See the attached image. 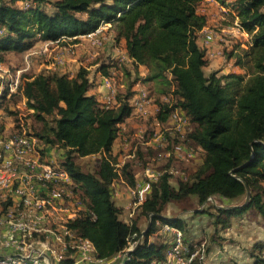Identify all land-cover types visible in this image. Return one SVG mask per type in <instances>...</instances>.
I'll return each instance as SVG.
<instances>
[{"label": "trees", "instance_id": "trees-1", "mask_svg": "<svg viewBox=\"0 0 264 264\" xmlns=\"http://www.w3.org/2000/svg\"><path fill=\"white\" fill-rule=\"evenodd\" d=\"M200 1L0 0V60L7 51L29 48L34 39L54 41L84 34L101 22L110 23L108 31L115 39H124L132 70H126L128 83L116 93L117 104L112 107H105L89 93L92 82L82 67L73 76L42 70L21 87L26 108L40 124L31 135L47 145L58 144L60 163L74 183L73 195L81 207L67 225L89 239L103 260L122 254L127 238L136 233L134 247L120 264L162 262L172 235L158 232L160 224L168 223L193 236L184 216L164 212L169 203L190 196H196L198 204L204 206L196 213L212 218V242L222 239L218 233L231 226L234 216L255 209L264 217V0H217L235 12L233 18L250 35L247 47H236L228 55L234 57L235 65L249 70L247 74L204 71L207 51L196 43L197 31L206 24V16L197 12ZM114 62L101 67V76L109 74ZM140 65L148 69L144 77L140 76ZM142 80H161L168 85L164 93L171 94L172 106L181 109L190 123L184 139L177 136L175 140L201 156L186 177L169 172L168 158L129 223L121 218L115 203L113 183L122 177L133 186L135 175L129 163L119 172L115 169L110 149L117 137V123L128 115V103ZM5 95L6 89L0 99ZM170 110L169 102H160L157 119L165 121ZM87 155L97 157L94 168L84 171L75 159ZM247 188L250 197L244 204ZM210 197L227 204L212 206L208 204ZM149 214V228L145 230L147 221L140 228V221L149 219ZM199 234L194 240H184L192 244L199 241ZM252 250L258 252L253 254L256 263L264 264V242L254 243ZM71 261L67 258L63 263ZM201 264H205L204 259Z\"/></svg>", "mask_w": 264, "mask_h": 264}, {"label": "built area", "instance_id": "built-area-1", "mask_svg": "<svg viewBox=\"0 0 264 264\" xmlns=\"http://www.w3.org/2000/svg\"><path fill=\"white\" fill-rule=\"evenodd\" d=\"M234 24L238 32L250 37L236 20ZM106 25L109 27L110 23L101 22L97 28L84 34L65 35L54 41H45L42 47L46 49L49 44L59 43L64 39L84 38L98 42L97 36L108 28ZM2 33L3 28H0V34ZM212 37L211 30L204 31L203 44L208 45ZM29 54L24 56L26 65H29ZM114 69L112 67L108 75L101 76V84L106 90L102 100L105 107L117 104L116 93L123 87L114 82ZM4 89L7 95L16 92L18 78L12 79L9 75L0 73V96ZM18 90L21 92V88ZM164 102H169L171 107L168 118L158 122V129L146 134L139 130L135 140L141 145H152L159 151L156 157L148 155L144 158L150 160L153 157L163 161L169 158V172L183 173L181 164L189 162L195 154L175 138L181 137L190 129L189 119L181 109L172 106L171 99L165 98ZM150 103L149 93L138 83L137 92L128 103V115L117 123V134L132 115L147 117ZM44 143L28 134L24 128L6 139H0V264H64L63 260L71 258L68 252L72 251L77 252L78 258L72 259L70 264H117L118 259L120 264L123 255L134 247L136 241L133 238L136 233L130 234L123 253L118 257L110 260L97 257L93 243L75 234L67 225L77 215L81 205L74 198V183L67 169L60 161L43 158L41 144ZM133 151H136V147ZM133 156L134 153L131 157ZM148 164L149 162L144 166V177L129 186V223L162 171V166L153 168ZM114 165L119 172L122 166L118 163ZM158 232H170L172 239L164 260L154 264H201L204 259L202 242L187 243L184 232L168 223L160 224ZM142 234L143 230L140 237Z\"/></svg>", "mask_w": 264, "mask_h": 264}, {"label": "rangeland", "instance_id": "rangeland-1", "mask_svg": "<svg viewBox=\"0 0 264 264\" xmlns=\"http://www.w3.org/2000/svg\"><path fill=\"white\" fill-rule=\"evenodd\" d=\"M198 9H204V5H202L200 2L197 4ZM47 10H50V6L47 5ZM233 10L229 11H223V9L220 7V5L216 4L213 5V9L209 10V25L207 26L209 30L212 31L213 37L211 39V43L209 45H206L202 43V46L204 50H208L211 48V44L215 43L218 45V54L215 55V57L218 59L217 62L211 64L208 69H206V73H209V70H217L219 74H221L220 70H239V72L242 73H249V70L240 68L239 66L234 64V57L228 56L233 49L236 47L238 50H240V44L241 42L246 41L244 37H242L239 32L235 28V19L233 18ZM212 20V21H211ZM211 22V23H210ZM108 27V25H106ZM203 34L201 33L200 37ZM203 37V36H202ZM201 37V38H202ZM97 41H91L88 39H80L75 45L70 44L71 48H69V45H60L59 47H47L46 49L41 46H37L27 53L29 54V65H26L25 63V55L22 52L19 51H7L3 53V59L0 60L1 69L0 73L1 75L7 74L12 79L15 77L18 78V89H20L25 82V78H28L39 71H59L63 72V67L66 65L67 59H73L78 57L79 59H82V63L79 65V67H76V71L79 70V68H85L83 67L86 63H96V65L93 66L91 69V78L92 82L96 83L99 82V79L101 81V74L103 73L102 66L110 67V62L115 60L117 62L115 64V76H114V82L121 87L118 91H121L125 85L128 83V75L125 76V72L127 70V64L125 58H122V55L124 54L122 51V44L120 41L115 39L111 32L106 31L102 32L97 36ZM220 44V45H219ZM86 55V56H85ZM63 57L64 59L63 61ZM81 57V58H80ZM88 58V59H87ZM77 60V61H78ZM208 63H211L212 59H207ZM70 62H72L70 60ZM114 62V63H115ZM48 65V67L45 66ZM39 68V69H38ZM38 69V70H37ZM111 70V69H110ZM75 70L67 71L69 74L76 72ZM209 71V72H208ZM152 82V81H151ZM6 83V82H4ZM155 87L149 89L147 86L142 84V82H139V86L142 88H145L147 92L149 93L150 97L153 98L152 101L158 103L160 101V97L162 94H165L164 92L168 90V85H166L163 81L157 80V84H154ZM16 89V92L10 96L9 98L3 97V99L0 100V106L2 107V113L1 116H8L11 121L14 122L13 127L10 132H16L21 129H25V131L28 134H32V132L35 130V128H39V125L31 116V113L28 111H25V109L20 107H16V104H19L21 101V93L20 91ZM117 91V92H118ZM151 101V102H152ZM4 120V119H1ZM131 120H133V124L138 126L134 131L133 129H130L131 132L135 133L140 131H143L145 134L149 131L154 130L155 127H157L156 122L153 123L155 120L152 115L147 116L146 118L143 116L138 115H132ZM23 126H22V125ZM139 131V132H140ZM130 132V133H131ZM185 134V133H184ZM184 134L181 135V138L184 139ZM186 148L191 149L188 147V145L184 144ZM59 148V147H58ZM153 150V149H152ZM192 150V149H191ZM194 151V158H192L189 162H183L181 164V170L183 172V176L186 177L188 174L192 173L193 170L198 165V159L200 158L201 154L199 151ZM165 152V151H164ZM159 151H151L148 153V151H142L140 156L138 155L139 166H145L144 161L148 160L147 158H143L146 154L157 156ZM143 157H142V156ZM59 159V158H58ZM60 161V160H59ZM76 163L79 164L80 168L84 171H89L94 168L95 162L94 159L91 157H77L75 159ZM150 160L148 166L151 165ZM165 161L161 164L163 166ZM155 165V164H154ZM142 166V168H144ZM147 166V165H146ZM160 166V165H159ZM161 168V167H160ZM180 173V172H179ZM178 181V178H175ZM210 205L212 206H219V205H226L227 201L220 200L218 198H213L209 201ZM119 207V206H118ZM203 205H199L197 202L196 196H190L189 198L178 201V202H171L169 203L165 208V214L167 216H179V215H187V217L196 216L197 221L194 224L195 228L198 229L199 225L201 224L200 219L207 220L210 218V215L207 213H196L197 210L203 209ZM120 210H122V207H119ZM195 210V211H194ZM211 211H214V208L210 209ZM202 214L200 217L199 215ZM246 222L249 223L255 222L256 225L259 227L261 234L258 236H264V218L258 214V212L255 209H250L247 213ZM148 221L147 219H142L140 221V228L145 227V223ZM209 221V220H208ZM257 221V222H256ZM209 227H211L210 222L206 224L205 228L207 231L202 230L200 234L198 235L199 241L203 243L204 248V261L205 263L208 262V264H254V256L253 254H258V252H255L252 250L251 247H244L241 246L240 243L243 244L240 240H236L237 236L235 233H233L230 237H224L220 240V242H215L214 244L210 241V234ZM204 228V229H205ZM190 232H192V229H190ZM197 232V231H196ZM191 234V233H187ZM153 238L155 235L152 236ZM157 237V236H156ZM257 237V236H256ZM158 238H162L161 235H159ZM236 240V241H235ZM236 242L237 244H234ZM245 244V243H244ZM238 246V247H236ZM249 246V245H248ZM241 247H243V250H241ZM207 248V251H206ZM259 256V255H258Z\"/></svg>", "mask_w": 264, "mask_h": 264}, {"label": "crops", "instance_id": "crops-1", "mask_svg": "<svg viewBox=\"0 0 264 264\" xmlns=\"http://www.w3.org/2000/svg\"><path fill=\"white\" fill-rule=\"evenodd\" d=\"M200 3L202 5H204L205 8L204 9L202 8V9L199 10L198 7H197V12L200 13V14L206 15V16H209V13H210L209 10L213 9V5H216V4L217 5L219 4L220 7L223 9V11H229L230 10L229 7H226V6L222 5L220 3V1H217V0H201ZM232 13H233V15H235V12L234 11H232ZM235 20H236V17H235ZM208 25H209V17H206V24H205V26H203L202 29L199 30V31H197V33H196V35H197L196 43L200 47L202 46V42H203V37H202L203 35L201 36L202 38L200 37V35H201V33L204 34V31L209 30L208 27H207ZM108 30L109 29L107 28L103 32H106ZM239 34L242 37H244V39L246 40L244 42H241L240 47L241 48L247 47V44L249 42V38L250 37L245 36L244 34H241L240 32H239ZM112 36H113V34H112ZM80 39H84V38L64 39V40H61L59 43H51V44H49V47H59L60 45H64L65 46V45H70V44L75 45ZM118 41H120L121 44H122V46H123L122 47V51H123L124 54L122 55L121 59L122 58H125L126 61L129 62L127 64V66H128L127 67V70H132V68H131V62H130L129 58L127 57V51H126V48L124 46V43H125L124 42V39L123 38H118ZM44 42L45 41H43L41 39H38V38L37 39H34V40L31 41V45H30L29 48L25 49L24 51H19V52H22L25 55L28 51H30L31 49H33V48H35L37 46L38 47L39 46L42 47V45L44 44ZM210 43H208V45ZM217 47H218L217 44L212 43L211 44V48H209L207 50V52H206L207 59L210 58V59H212V61H211V63H208L207 62V65L204 66V71L205 72H206V69H208V67L211 66V64L217 62V60H218L215 57V55L218 54V50H217L218 48ZM78 57L76 55L75 58H73V59H67V60L63 57V59L66 60V65H64V67H63L64 68L63 69V72L72 71V70H75L76 71L75 68L76 67H79V65L82 63V61H81L82 59H79L78 60ZM70 60L72 62H70ZM94 65H96V63H94V64H92V63H90V64L89 63H86L83 66V67H85L86 70H88V76H89L91 82H92V78H91V72L90 71H91V69L93 68ZM45 66L48 67V65H46V64H45ZM46 71H49V70H46ZM209 71H211V70H209ZM230 71L239 72V70H223V69L220 70L219 72L220 73H227V72H230ZM57 72H59V71H57ZM147 72H148V69L144 65H140L139 66V73H140V76L141 77L146 76ZM70 75L73 76L74 73H70ZM167 77L170 79V75H168ZM25 79H27V78H25ZM140 82H142V84H144L145 86H147L149 89L155 87L154 84H157V80H147V81L146 80H144V81L142 80ZM171 89H172V86H171L170 90ZM105 91L106 90L102 86L100 79H99V82H96V83H93L92 82V86L89 89V93L90 94H94L97 97V99L100 100V101L103 100V96L105 95L104 94ZM14 93L15 92L11 93L10 95H7L6 94L5 95V98H9ZM165 98L166 99H171V94H168V93L162 94V96L160 97V101L158 103H156L155 101L153 102L152 101L153 98H151V101L152 102L149 105V114H148V116L152 115L153 118H154V120H155L153 123L156 122V124H157V127H155L154 129H158V127H159L158 126L159 120L156 117V115H157L156 114L157 113V108H158L160 102H163L164 103ZM1 99H3V98H1ZM20 105H22L21 108L22 109L24 108L25 111H28V112L31 111V110H29V109L26 108L25 101H24V97H23L22 93H21V101L19 102V104H16L15 106L16 107H20ZM1 113H2V107L0 106V139H6V138L12 136L17 131L16 132H14V131L13 132H10L9 131L12 128H14L13 127L14 122L11 121L8 116H6V117L1 116ZM1 119H4V120H1ZM138 126H140V125L139 124H137V125L133 124V120H131V117H130L122 125V127L119 129V133L117 134V137L115 138V140H114V142H113V144L111 146V149H110V154L116 160V163L120 164L121 166H123L126 163H129V165L132 168L133 174L135 175L136 181H138L142 177H144V171H143L144 168H142L143 165L142 166H139L138 165V163H139L138 155L140 156V154L142 153V151H148V153H149V152H151V151H153L155 149V148H153L154 146H152V145H141V144H138V142H136L135 138L138 136V134H139L138 132L139 131L133 133V132L130 131V129H133L132 131H134V128L136 130V128ZM41 145L43 147V151H42L43 158H45L48 161H59L61 159L62 150L58 146V144H53V145L50 144V145H47V144L44 143V144H41ZM134 147H136V151H133V148ZM139 148H141L142 150L138 151ZM132 153H134V156L133 157H131ZM145 156H148V154H146ZM150 156H153V155H150ZM85 157H91V158L95 159L97 157V155H87ZM153 157H156V156H153ZM153 157L150 158V160H153V161H151V165L150 166H152L153 168H160L161 167V164L160 163H162L160 161H162V160L155 159ZM150 160L144 161V164H147L148 162H150ZM113 190H114V199H115L116 205L119 206V207H122V210H121V218L127 220L128 213H129L130 201H131V195H130V192H129V185L124 181V179L122 177H120L118 180H116L113 183ZM249 210L246 211L245 213L239 215V216L232 217L231 218V226L228 227V228H226L223 231H220L218 233V235L223 239L224 237H230L231 235L233 237V233H235L237 235V236H235V237H237L236 240H240L241 242H243V244L242 243H240V244H241V246H244V247H251L252 248V246L256 242H264V236H258V235L261 234L262 231H260V229L256 225V223L255 222L249 223L248 221L246 222V217L245 216L247 215V213L249 212ZM201 215L202 214H200L199 217ZM182 216H184L186 218L187 225H188V227H190V229H192V233H193V236H191L190 234H187V233L184 234L185 235L184 238L185 237H188V239H190V240L196 239L197 238L196 237L197 234H199L200 232H202V230L207 231V229L205 228V226H206V224H208V222H210V225H211V227H209V229H210L209 231L212 233L213 227H212V224H211V219H212L211 217L209 219H207V220L200 219L201 224L198 226L199 228L196 229L195 226H194V224L196 225L195 222L197 221L196 216H192V217H189V218L187 217V215H182ZM211 233H209V234L211 235ZM216 242H220V240L219 241H216ZM211 243L214 244L215 242L214 241L213 242L211 241ZM234 244H237V243L234 242ZM236 247H238V246H236ZM241 250H243V247H241ZM255 252H257V251H255ZM69 256L71 257V259L78 258L77 252H74V251H72ZM79 264H85V263H79ZM205 264H208V262L205 263ZM254 264H260V263H256V261L254 259Z\"/></svg>", "mask_w": 264, "mask_h": 264}, {"label": "water", "instance_id": "water-1", "mask_svg": "<svg viewBox=\"0 0 264 264\" xmlns=\"http://www.w3.org/2000/svg\"><path fill=\"white\" fill-rule=\"evenodd\" d=\"M249 197H250V192H249V189L247 188V191H246V197H245V202H244V204H246V203L248 202ZM209 199L212 200V197H210ZM219 207H223V206L219 205ZM194 211H195V210H194ZM149 225H150V217H149V219H148V221H147V225H146L145 230L149 228ZM145 230H143V232H144ZM119 261H120V259H118L117 264L119 263Z\"/></svg>", "mask_w": 264, "mask_h": 264}]
</instances>
